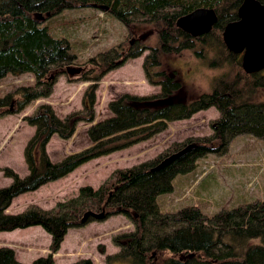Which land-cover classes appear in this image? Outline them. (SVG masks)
Wrapping results in <instances>:
<instances>
[{
    "label": "trees",
    "instance_id": "1",
    "mask_svg": "<svg viewBox=\"0 0 264 264\" xmlns=\"http://www.w3.org/2000/svg\"><path fill=\"white\" fill-rule=\"evenodd\" d=\"M243 1L0 0V80L8 75L33 77L32 85L20 86L0 98V117L19 114L36 101L49 98L61 76L93 83L84 94L82 111L59 119L50 105H41L31 116L24 117L23 121L34 128L23 151L28 174L21 178L12 169L2 171L11 183L0 188V233L40 227L50 236L49 254L31 264H55L54 256L68 230L116 216L124 217L133 231L112 237L118 252L105 256V264H264V201L221 208L212 216L203 214L199 206L162 213L156 203L158 196L172 192L177 176L193 172L198 160L209 154H224L232 139L248 135L264 140V103L256 101L258 91L264 87V77L246 74L241 58L228 52L222 36L224 27L237 20ZM258 1L264 5V0ZM90 7L106 9L104 14L131 34L139 27H150L156 34L155 45L145 42L151 35L149 30L147 36L129 44L119 43L90 58L86 70L74 67L77 58L72 43L54 36L43 24L64 11ZM200 8L213 10L218 22L210 33L192 38L179 30L176 22ZM145 51H150L143 64L145 78L160 88L159 95H123L110 102L108 109L113 117L88 129L94 145L52 163L46 152L51 137L69 140L79 123L92 124L97 83ZM183 52H190L200 65L220 74L212 78L211 93L173 102L169 98L182 89V84L164 71L163 60ZM211 108L218 112L210 123L212 135L172 143L153 159L115 170L96 189L81 187L52 209L30 205L19 214L6 213L18 196L67 178L92 160L148 141L164 132L169 123L189 120ZM188 145L194 146L188 154L162 170L152 171ZM87 213H103L104 219L89 217L82 223ZM101 253L105 255L103 249ZM0 264L22 263L15 260L12 249L0 247ZM74 264L93 262L81 259Z\"/></svg>",
    "mask_w": 264,
    "mask_h": 264
},
{
    "label": "rangeland",
    "instance_id": "2",
    "mask_svg": "<svg viewBox=\"0 0 264 264\" xmlns=\"http://www.w3.org/2000/svg\"><path fill=\"white\" fill-rule=\"evenodd\" d=\"M43 26H47L54 36L67 38L72 43V51L77 58L74 67L84 70L88 68L86 62L98 53L108 51L119 43H132L138 37L147 36L149 30L151 35L146 37L145 42L152 47L156 43V34L150 27H139L135 34H131L114 18L105 15L102 9L92 7L64 11ZM149 53L145 51L141 57L126 61L124 66L107 73L97 83L95 121L92 124L79 123L69 140H60L53 135L46 146L52 163L94 145L88 137V129L97 122L113 117L108 109L110 102L123 95L139 98L159 95L160 88L147 82L143 70L144 59ZM162 68L182 84V89L169 98L173 102H186L201 94L211 93L212 78L220 74L200 65L190 52L165 57ZM32 83L33 77L29 74L17 77L8 75L0 80V98ZM92 84L75 76L70 79L61 76L49 98L36 101L19 114L0 118V188L11 183L3 176L4 169H12L21 178L28 174L23 151L34 134V128L28 126L23 118L31 116L41 105H50L59 119L82 111L84 94ZM256 101L264 103V87L258 91ZM217 117L218 112L212 108L193 115L189 120L169 123L164 132L148 141L92 160L67 178L18 196L6 213L19 214L30 205L49 210L76 194L81 187L96 189L115 170L153 159L172 143L212 135L210 123ZM172 186L171 193L156 199L162 213H175L187 206H199L203 214L212 216L221 208L232 209L256 200L264 201V140L248 135L238 136L229 142L224 154H209L199 159L196 169L177 176ZM132 231V225L122 216L70 229L61 250L54 256L55 264H74L81 259L91 260L93 264H105V256L118 252V248L112 244V237ZM49 245L50 236L40 227L0 233V247L12 249L15 260L22 264H31L35 259L47 256ZM102 249L105 255H102Z\"/></svg>",
    "mask_w": 264,
    "mask_h": 264
},
{
    "label": "water",
    "instance_id": "3",
    "mask_svg": "<svg viewBox=\"0 0 264 264\" xmlns=\"http://www.w3.org/2000/svg\"><path fill=\"white\" fill-rule=\"evenodd\" d=\"M38 19L39 21L43 20L41 14H38ZM217 22L218 18L213 10L200 8L180 17L176 22V27L192 38H199L210 33ZM222 36L228 52L241 56V67L246 74L251 75L264 71L263 4L258 0H244L237 11V20L224 27ZM193 148V145H188L180 152L166 157L152 171L164 169L188 154ZM89 217L100 221L104 219V214L87 213L84 215L82 223H85Z\"/></svg>",
    "mask_w": 264,
    "mask_h": 264
},
{
    "label": "crops",
    "instance_id": "4",
    "mask_svg": "<svg viewBox=\"0 0 264 264\" xmlns=\"http://www.w3.org/2000/svg\"><path fill=\"white\" fill-rule=\"evenodd\" d=\"M211 109H212V108H211ZM211 109H210V110H211ZM208 111H209V110H208ZM0 118H1V117H0ZM1 119H2V118H1ZM0 147H1V146H0ZM202 193H203V192H202ZM122 227H124V223L122 224ZM63 244H64V242L61 244L60 250H61ZM60 250H59V251H60ZM58 253H59V252H58Z\"/></svg>",
    "mask_w": 264,
    "mask_h": 264
},
{
    "label": "flooded vegetation",
    "instance_id": "5",
    "mask_svg": "<svg viewBox=\"0 0 264 264\" xmlns=\"http://www.w3.org/2000/svg\"><path fill=\"white\" fill-rule=\"evenodd\" d=\"M238 57H240V58H241V56H238ZM257 74H261V76H262V77H264V75L262 74V72H260V73H257Z\"/></svg>",
    "mask_w": 264,
    "mask_h": 264
}]
</instances>
